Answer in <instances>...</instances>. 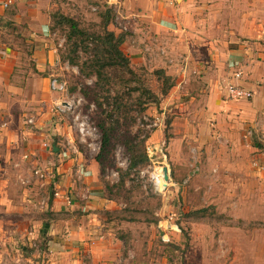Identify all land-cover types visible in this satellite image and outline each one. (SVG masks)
Instances as JSON below:
<instances>
[{
    "label": "rangeland",
    "instance_id": "1",
    "mask_svg": "<svg viewBox=\"0 0 264 264\" xmlns=\"http://www.w3.org/2000/svg\"><path fill=\"white\" fill-rule=\"evenodd\" d=\"M90 9L75 18L79 27L102 32L101 14L95 6ZM23 24L1 29L0 37L20 47L21 66L29 69L33 46L25 41ZM51 31L59 59L58 70L52 76L67 82V92H49L44 80L38 86H30L24 106L12 110L6 131L12 135L30 132L49 140L37 141L41 147L36 149H42V153L15 144L11 146L9 160L5 163L4 158L0 159L1 166L6 168L5 188L12 197L7 204L0 203V249L6 252L0 253V262L7 259L12 263L46 264L44 232L56 216L52 209L54 193L64 186L60 164L70 158H59L58 153L72 155L79 151L83 158L96 161L95 180L112 206L105 214L99 212L100 219L112 223L113 233L124 242L129 263L264 264V131L255 132L253 126H247V141L236 145L216 138L217 147L212 145L209 149V142L196 144L193 136L186 140L181 137L186 123L181 117H188L191 123L197 119L192 108L178 107L187 97L179 95L187 81L184 77L178 80V76L170 75L172 85L167 89L168 82L155 73L163 68L155 62L135 64L130 59L137 73L130 85H123L121 74L114 71L98 81L88 68H83L84 51L79 49L75 60L68 61L66 28L57 26ZM138 84L150 89L157 99L150 101V96L140 89L133 90ZM190 84L198 85L193 78ZM173 85L178 90L170 98ZM73 94L82 97L76 111L87 115L90 127L95 128L94 135L86 136L85 141L80 139L73 114L58 110V100L69 99ZM116 104L121 107L116 109ZM153 120L157 125L147 126ZM100 123L109 131L104 153ZM4 131L0 129V138ZM54 146L58 148L54 150ZM146 146L153 152L152 160L146 154ZM130 148L136 150L138 158L146 157L131 169ZM233 148L237 156L224 152L214 155L217 149ZM158 166H166L169 175L167 182H160L167 187L161 191L152 177ZM37 169L42 177L35 173ZM72 174L85 188L86 183L77 171ZM68 194L69 198L77 197L75 191ZM199 209L204 211L195 213Z\"/></svg>",
    "mask_w": 264,
    "mask_h": 264
},
{
    "label": "crops",
    "instance_id": "2",
    "mask_svg": "<svg viewBox=\"0 0 264 264\" xmlns=\"http://www.w3.org/2000/svg\"><path fill=\"white\" fill-rule=\"evenodd\" d=\"M8 1L11 2L4 6ZM93 6L98 12L110 9L108 28L125 34L121 48L132 63L155 62L167 74L187 80L179 91V95L187 97L178 107L192 108L197 120L191 123L188 117H181L186 122L181 137L189 140L193 136L199 145L209 142V149L217 147L216 138L236 145L247 141L245 130L249 126L255 132L264 131V0H0V30L24 23L25 41L33 46L32 67L24 68L20 47L0 37V129L5 130L0 138V159L4 158L5 163L15 144L42 153V149H36L40 146L37 141L49 140L30 132L16 131L17 135H12L6 126L13 108L26 103L30 86L49 82L58 70L51 14L59 10L76 18ZM237 71L241 75L236 78ZM192 78L198 85H188ZM229 84L251 91V97L229 98ZM173 86L170 98L178 90ZM221 152L238 155L234 148L217 149L214 155L220 156ZM61 156L70 158L60 164L64 186L55 195L52 209L56 216L44 232L46 264H132L124 242L113 233L112 223L100 219L99 212L105 214L112 206L95 180V159L83 158L79 151L72 155L59 152ZM5 170L0 163V203L7 204L12 197L5 188ZM73 171L83 178L85 188L72 178ZM73 191L77 197L68 199V193ZM0 253L6 252L2 248ZM0 264L21 262L6 259Z\"/></svg>",
    "mask_w": 264,
    "mask_h": 264
},
{
    "label": "trees",
    "instance_id": "3",
    "mask_svg": "<svg viewBox=\"0 0 264 264\" xmlns=\"http://www.w3.org/2000/svg\"><path fill=\"white\" fill-rule=\"evenodd\" d=\"M103 20V31L102 32H88L85 29L79 27L78 21L62 12L55 11L51 14V24L50 28L53 29L57 26L65 27L66 33L65 38L68 44L67 59L70 62L75 60L76 52L80 49L86 54V58L83 61V68H88L91 74L95 75L97 80L100 81L104 77H108L110 73L119 72L121 74V82L123 85H130V81L133 77L137 76L136 71L130 65L129 56L122 50L121 45L125 39V34L123 32L116 33L108 28V24L111 20V11L109 8H105L99 12ZM155 73L158 76H162L167 82L168 89L172 85V77L165 73L163 69H156ZM124 74H127L125 77ZM133 88L143 91L144 94L149 95L151 100L155 101L156 95L148 88L144 87L142 84H138ZM144 87V88H143ZM165 89L164 91H166ZM84 93H86L84 91ZM142 93V92H141ZM101 105L100 102H97ZM120 104H116L115 108L119 109ZM102 132V144L101 147L106 151V144L109 142V131L101 123L98 125ZM131 159L129 162V169L143 163L146 160L145 155L141 158L136 156V150L130 148ZM195 213L204 211L203 209L195 210ZM44 230V228H43Z\"/></svg>",
    "mask_w": 264,
    "mask_h": 264
},
{
    "label": "built area",
    "instance_id": "4",
    "mask_svg": "<svg viewBox=\"0 0 264 264\" xmlns=\"http://www.w3.org/2000/svg\"><path fill=\"white\" fill-rule=\"evenodd\" d=\"M9 2H5L4 6H7L9 4ZM93 9V8H92ZM241 72L237 71L234 73V77H240ZM48 88L51 91H60V92H67V82L65 80H59L58 78H56L55 76H52L49 79L48 82ZM227 92H228V96L231 99H235V100H241V99H248L251 97L252 92L249 90H246L240 86L234 85V84H229L227 86ZM76 94L70 95L69 99L66 100H58L57 105L58 106V110L60 112H68L70 111V113L73 114V123L77 129V131L80 134V139L85 141V137L86 136H92L94 135V131L95 128H91L89 123H88V117L85 114H82L80 111H76V107L81 103L82 101V97L80 95H78L79 97H75ZM29 121H33L31 118L29 119ZM154 121V120H153ZM148 123L147 126L149 127H154L157 125V121ZM44 146H46V142L42 143ZM88 145H92V143H89ZM152 150L150 149L149 146H146V154L149 157L150 160L152 157ZM163 158L165 159V155H163ZM164 166H158L154 169L152 177H153V183L154 185H156V187L158 188L159 191L166 189V185L162 186L160 184V182L163 180L164 182H167L168 180H165L163 177V169ZM168 172V170H167ZM35 173L38 174L39 176H43L42 172L40 170H35ZM169 176V175H168ZM55 195L58 194V192L54 193ZM69 199V197H67ZM155 264H166L165 262H157Z\"/></svg>",
    "mask_w": 264,
    "mask_h": 264
},
{
    "label": "water",
    "instance_id": "5",
    "mask_svg": "<svg viewBox=\"0 0 264 264\" xmlns=\"http://www.w3.org/2000/svg\"><path fill=\"white\" fill-rule=\"evenodd\" d=\"M56 149H57V147L54 146V150H56ZM162 171H163V177H164V179L165 180H168L169 179V176H168V172H167V167L164 166L163 169H162Z\"/></svg>",
    "mask_w": 264,
    "mask_h": 264
},
{
    "label": "bare ground",
    "instance_id": "6",
    "mask_svg": "<svg viewBox=\"0 0 264 264\" xmlns=\"http://www.w3.org/2000/svg\"><path fill=\"white\" fill-rule=\"evenodd\" d=\"M163 181V180H162Z\"/></svg>",
    "mask_w": 264,
    "mask_h": 264
}]
</instances>
